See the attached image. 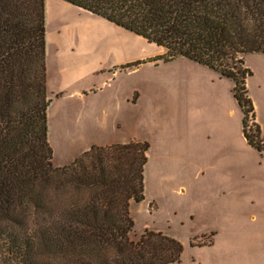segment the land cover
I'll return each instance as SVG.
<instances>
[{
	"label": "trees",
	"instance_id": "1",
	"mask_svg": "<svg viewBox=\"0 0 264 264\" xmlns=\"http://www.w3.org/2000/svg\"><path fill=\"white\" fill-rule=\"evenodd\" d=\"M62 1L163 49L159 61L184 58L231 80L243 137L264 157L259 125L247 129L256 119L245 66L246 55L264 54V0ZM45 47V0H0V264L180 263L178 240L129 237L146 142L92 146L53 165Z\"/></svg>",
	"mask_w": 264,
	"mask_h": 264
},
{
	"label": "rangeland",
	"instance_id": "2",
	"mask_svg": "<svg viewBox=\"0 0 264 264\" xmlns=\"http://www.w3.org/2000/svg\"><path fill=\"white\" fill-rule=\"evenodd\" d=\"M56 1L46 19L52 162L104 136L112 145L146 142L145 197L130 205V239L154 231L178 240L177 264H264V157L243 137L233 82L184 58L159 61L154 44ZM107 51L133 60L114 81L113 71H95L118 60ZM245 66L257 122L247 129L253 135L258 124L264 141V54H248Z\"/></svg>",
	"mask_w": 264,
	"mask_h": 264
},
{
	"label": "crops",
	"instance_id": "3",
	"mask_svg": "<svg viewBox=\"0 0 264 264\" xmlns=\"http://www.w3.org/2000/svg\"><path fill=\"white\" fill-rule=\"evenodd\" d=\"M55 3H59V2H57L56 0H45V41H46V47H45V66H46V76L47 77H52L53 76V70H54V68H53V66H52V64H50V62H49V58H50V49L48 48L49 47V45H48V41H47V34H46V19H47V16H49V14H50V6L51 5H54ZM62 3L63 4H61V2H60V5H61V7L62 6H65V7H68V8H71L72 9V7H74L75 9H76V13H78V16H80V15H86V16H93V17H97V16H94V15H92V14H90L89 12H87V11H84V10H82V9H80V8H77V7H75V6H72V5H70V4H68V3H66V2H64V1H62ZM68 4V5H67ZM70 5V6H69ZM72 6V7H71ZM78 9V10H77ZM101 19V18H100ZM56 25H62L63 23L61 22V20L59 19V20H57L56 22ZM113 25V24H112ZM119 28V27H118ZM158 49H161V48H158ZM161 55H163L164 53H165V51L163 50V49H161ZM105 53H107L108 54V56H112V55H114V56H118V60L117 61H114L113 63H108V65L107 66H103V67H99L98 69L99 70H96L95 69V71H96V73H103V71H105V70H109L110 72H114V73H112L113 74V76H112V78H113V80L112 81H114V79L121 73V71H124V70H128L129 68H128V64H130L131 62H133V60H131V59H125V60H122V57H121V55H120V52H112V51H107V52H105ZM247 56V55H246ZM245 56V57H246ZM62 57H60V59H61ZM115 58V57H114ZM56 65H57V67H58V69H56V67H55V69H56V78L57 79H59L60 77H62L63 75H65L66 74V68L64 67V66H62V64H61V62L60 61H58L57 63H55ZM123 65H126V67L124 68V69H122V66ZM75 82V81H74ZM62 90H64V88H61V91ZM60 91V90H59ZM54 94V93H53ZM73 95H75V94H73ZM81 95V94H80ZM128 100V99H127ZM129 101V100H128ZM51 102V101H50ZM49 106H50V104H49ZM49 106H48V108H47V111H48V109H49ZM48 132H49V130H48ZM242 132V131H241ZM112 140V137H110V136H104V138L103 139H94L93 140V142H92V144L88 147V146H84L83 147V149L81 150V152H80V154H82L83 152H85V151H87L90 147H92V146H101V147H105V146H110V145H112L113 144V142L114 141H111ZM80 154H74L72 157H71V159H69L68 161H66V162H63V163H55V162H53V164H54V166L55 167H64V166H67V165H69L70 163H72ZM148 157H149V153H148Z\"/></svg>",
	"mask_w": 264,
	"mask_h": 264
}]
</instances>
